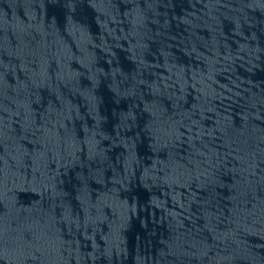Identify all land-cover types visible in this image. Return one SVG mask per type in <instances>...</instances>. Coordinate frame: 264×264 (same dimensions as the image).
Returning a JSON list of instances; mask_svg holds the SVG:
<instances>
[{
	"label": "water",
	"instance_id": "water-1",
	"mask_svg": "<svg viewBox=\"0 0 264 264\" xmlns=\"http://www.w3.org/2000/svg\"><path fill=\"white\" fill-rule=\"evenodd\" d=\"M0 264H264V0H0Z\"/></svg>",
	"mask_w": 264,
	"mask_h": 264
}]
</instances>
